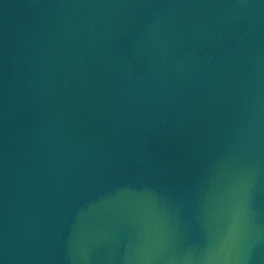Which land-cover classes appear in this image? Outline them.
Instances as JSON below:
<instances>
[{"label": "water", "instance_id": "water-1", "mask_svg": "<svg viewBox=\"0 0 264 264\" xmlns=\"http://www.w3.org/2000/svg\"><path fill=\"white\" fill-rule=\"evenodd\" d=\"M0 264H264V0H0Z\"/></svg>", "mask_w": 264, "mask_h": 264}]
</instances>
